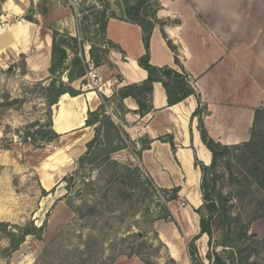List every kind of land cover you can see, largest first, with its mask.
I'll return each instance as SVG.
<instances>
[{"label":"rangeland","instance_id":"1","mask_svg":"<svg viewBox=\"0 0 264 264\" xmlns=\"http://www.w3.org/2000/svg\"><path fill=\"white\" fill-rule=\"evenodd\" d=\"M160 1L154 0L146 13L156 17ZM104 9L123 19L120 0H4L0 31L30 17L41 39L51 35L50 29L77 38L85 62L87 48L97 41L95 14ZM39 46L40 52L33 48L28 55L7 46L0 50V207L15 218L0 222L17 227L0 228V264H174L159 239L171 222L166 219L168 199L164 194L161 199L127 152L118 151L130 142L115 135L103 113L96 143L79 159L69 154L71 137L35 146L27 141L36 124H46L40 85L50 78L49 54ZM31 56L37 59L31 61ZM26 59L31 66L35 62V69H29ZM80 88L100 91L88 87L87 74ZM254 132L253 147L220 152L207 174L206 194L216 206L208 253L227 264H264V240L256 234L264 224V153L258 148L264 145V117ZM52 154L61 161L48 159ZM45 161L51 163L46 168L51 179H62L64 191H42L39 176ZM92 171H97L96 179L85 184L83 178ZM9 231L14 242L29 235L12 250Z\"/></svg>","mask_w":264,"mask_h":264},{"label":"crops","instance_id":"2","mask_svg":"<svg viewBox=\"0 0 264 264\" xmlns=\"http://www.w3.org/2000/svg\"><path fill=\"white\" fill-rule=\"evenodd\" d=\"M7 2L11 4L12 0ZM155 20L149 39V64L183 71L196 95L169 106L162 85L153 83L151 110L144 115L139 114L133 98L116 101L121 89L142 84L148 75L137 64L145 55L141 28L110 18L105 39L114 48L109 49L107 61L97 68L102 83L99 93L81 89L84 78L73 82L72 88L81 94L60 96L52 107L51 129L58 139L71 137L67 139L71 142L69 154L79 159L88 152L87 145L99 127L98 122L85 125L88 113L103 107V114L115 127L113 132L130 142L118 151L127 152L155 189L168 194L178 189L177 198L165 203L172 217L167 223L168 233L159 232L173 263L192 264L187 245L196 239L197 255L205 264L209 262V247L196 213L204 204L202 174L196 164L210 167L213 159L201 140L195 112L201 109L203 128L215 143L231 147L249 142L255 116L264 110V0H161ZM36 27L33 22L22 21L1 29L4 38L0 50L7 46L12 51L19 49V55H28L33 48L40 52L42 44L49 54V66L51 35L41 39ZM72 57L69 54V59ZM34 59L37 57H30L31 61ZM85 62L90 69L88 55ZM27 65L35 69V62L31 66L27 61ZM141 141L148 142L144 150ZM58 157L52 154L48 159L61 161ZM42 164V191H64L60 186L62 179H51V173L46 171L51 163ZM62 194L59 192L58 197ZM256 234L264 240V224Z\"/></svg>","mask_w":264,"mask_h":264},{"label":"trees","instance_id":"3","mask_svg":"<svg viewBox=\"0 0 264 264\" xmlns=\"http://www.w3.org/2000/svg\"><path fill=\"white\" fill-rule=\"evenodd\" d=\"M102 1V0H98ZM154 0H120V5L122 7L123 19L122 21L137 25L141 28L142 31V41L145 48V55L141 57L137 64L139 67L144 69L147 72V80L140 85H131L121 89L118 94L116 101H121L127 97L133 98L139 106V114L144 115L151 110L149 104V97L152 92L153 83H160L165 90L168 105H176L182 102L189 96L196 95L194 89L189 83L187 75L182 71L181 73L172 70L168 67L156 68L149 64V39L156 22L155 17L148 15L146 13V8H149ZM4 0H0V7L3 4ZM112 18L106 14L104 9L101 12L95 14L94 24L98 26L96 31V42L90 44L89 57L93 67L97 68L107 61V56L109 49L114 48L113 44L105 39L106 24L107 21ZM26 21L32 22L30 17L25 18ZM51 30V47H50V65L48 68V73L50 75L49 81L46 85L41 84L40 90L44 100L45 108L47 110L46 114V124H36L37 130L30 136L27 137V141L30 142L31 146H35L37 143L39 145L49 144L54 142L59 138V136L53 132L51 129V117H52V107L55 106L63 94H68L71 97L80 95L81 93L72 88V83L84 78L88 72V65L84 62L83 57L81 56V44L77 41V38L70 36L67 33H60L57 29ZM104 46V48H102ZM169 47L170 44H169ZM172 48V47H171ZM69 54L73 55L69 59ZM103 102H107V99L101 96ZM201 109H197L195 116L199 117V126L201 140L207 149L212 154V164L210 167H206L201 164H196L202 174L201 179V191L203 197V207L206 210V215L203 214V209L198 210L196 213L200 217V231L201 234H205L208 237V246L211 241V223L213 212L216 210L215 202L209 200L208 195L206 194V179L207 174L214 168L216 164L217 157L220 152H226L232 149L239 150L243 148L253 147L256 142L255 127L258 124L261 117H264V110L258 111L255 116V123L251 132V138L249 142L225 147L220 144L212 141L206 134L201 120ZM103 107H100L99 110L93 113H88V119L85 122L86 126L93 125L94 123L101 124V120H98L99 116H102ZM104 115V114H103ZM103 118V117H102ZM110 129L115 131V127L111 124L110 120L105 117ZM104 118V119H105ZM100 128L96 130L95 138L87 145L88 152L92 146L96 143L99 137ZM117 135L116 132H114ZM118 136V135H117ZM173 146V145H172ZM148 147V142L141 141V149H146ZM264 153V145L258 147ZM262 156V155H261ZM259 161L254 163L255 169H259ZM261 181L262 188L264 191V166L261 171ZM178 189H173L171 194L162 192L166 197L167 201H172L177 198ZM167 216L166 219L172 221V217L166 210ZM10 225L1 223L0 228L5 230ZM16 226H10V229H16ZM28 233H23L22 238L14 242L15 234L13 232H8L7 236L10 240L12 250L17 248L20 242L23 241V236L26 237ZM254 236H256L254 234ZM196 240V239H195ZM192 240L188 245V253L192 264H199L201 261L197 255V249L194 241ZM233 257L230 256V259ZM206 259L211 262V264H227L222 258L217 254L207 253ZM235 264V263H233Z\"/></svg>","mask_w":264,"mask_h":264},{"label":"built area","instance_id":"4","mask_svg":"<svg viewBox=\"0 0 264 264\" xmlns=\"http://www.w3.org/2000/svg\"><path fill=\"white\" fill-rule=\"evenodd\" d=\"M104 48V47H103ZM88 76V87L91 89H98L101 88V78H100V72L98 69H90V72L87 73ZM97 177V171H92L89 173L88 177L83 178V181L85 184L93 182ZM156 193L163 199L162 192H160L158 189H155ZM186 204L181 203V206L184 207Z\"/></svg>","mask_w":264,"mask_h":264},{"label":"bare ground","instance_id":"5","mask_svg":"<svg viewBox=\"0 0 264 264\" xmlns=\"http://www.w3.org/2000/svg\"><path fill=\"white\" fill-rule=\"evenodd\" d=\"M22 22V21H21ZM20 22V23H21ZM16 29H14L13 31H15ZM12 31V32H13ZM4 38V35L2 34V31H0V41ZM8 40V39H7ZM14 40V39H13ZM17 43V42H16ZM1 46V45H0ZM8 199V198H7ZM9 202V201H8ZM0 219L2 220H5V221H11V222H15V218H13L11 215H10V211L1 206L0 207Z\"/></svg>","mask_w":264,"mask_h":264},{"label":"water","instance_id":"6","mask_svg":"<svg viewBox=\"0 0 264 264\" xmlns=\"http://www.w3.org/2000/svg\"><path fill=\"white\" fill-rule=\"evenodd\" d=\"M30 15H33V12H30ZM140 235V234H139Z\"/></svg>","mask_w":264,"mask_h":264}]
</instances>
